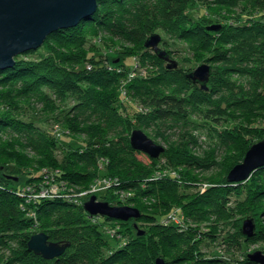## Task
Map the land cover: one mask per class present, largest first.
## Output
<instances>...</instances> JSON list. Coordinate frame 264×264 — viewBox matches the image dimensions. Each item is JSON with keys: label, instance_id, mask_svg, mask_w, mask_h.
I'll use <instances>...</instances> for the list:
<instances>
[{"label": "trees", "instance_id": "1", "mask_svg": "<svg viewBox=\"0 0 264 264\" xmlns=\"http://www.w3.org/2000/svg\"><path fill=\"white\" fill-rule=\"evenodd\" d=\"M244 1L264 9V0H99L90 19L52 33L42 47L16 57L13 68L0 71V172L7 162L12 163L14 173L39 170L25 181L14 174H0V264H156L158 257L166 258V264H258L249 260L250 252L243 248L264 242V229L250 215L264 217V166L257 168L246 182H228L227 174L243 161L255 142L253 138L264 133L248 127L254 117L264 116V18L259 14V18L232 24L221 14L213 18L206 9L208 25L220 26L209 30L208 25L189 14L195 3L206 7L214 2L230 7ZM158 30L189 41L203 55L216 51L213 59L226 66L213 70L208 90L188 77L191 69H168L164 60L145 47L147 38ZM99 34L123 45L118 63L114 64L117 58L110 63L112 48L96 38L87 47L88 37ZM228 44L232 45L229 49L219 47ZM42 49L44 52H40ZM89 50L93 53L90 56ZM166 50L172 55L171 50ZM38 52L39 57H29ZM136 56L142 61L154 59L160 65L159 73L144 79L138 74L131 76L132 70L125 62ZM234 75L248 77L249 90H238ZM122 89L128 100L142 105L132 115ZM33 104L44 107L37 109ZM192 116L209 126L210 148L214 152L221 150L222 162L217 156L199 157L192 152L191 144L198 143L194 133L186 129L193 122ZM50 121L61 123L72 135L89 139L86 144L63 151L60 161L56 150L65 148V144L43 126ZM169 122L171 129L185 127L176 141H170L162 131ZM136 128L145 132L152 128L155 136L165 141L167 147L159 158L132 147L130 134ZM102 159L108 160L104 173L99 172ZM213 165L223 169L208 178L212 185L193 197H177L187 171L208 170ZM43 167L59 170L60 178L84 189L101 174L116 178L114 190L135 191L129 204H136L140 196L162 194L165 199H161L156 213L139 208L141 217L131 219L136 223L152 222L151 230L139 235L129 226L130 220L102 217L98 222L82 204L63 198L25 203L19 192L23 185L41 178ZM166 167L176 169L179 178L171 174L154 177ZM176 201H181L182 206H173ZM176 208L192 222L217 216L220 223L225 217L240 216L235 234L224 236L220 244L227 249L225 254L218 252L205 258L198 252L195 228L165 225L162 221L166 214L160 211L169 214ZM30 209L35 211L37 221L27 215ZM248 217L256 221L252 237L242 232L243 221ZM102 224L119 225L122 230L118 233L123 239L130 235V239L119 247L112 245ZM38 232L70 246L63 255L47 260L28 249V240ZM231 252L239 254L234 257Z\"/></svg>", "mask_w": 264, "mask_h": 264}, {"label": "rangeland", "instance_id": "2", "mask_svg": "<svg viewBox=\"0 0 264 264\" xmlns=\"http://www.w3.org/2000/svg\"><path fill=\"white\" fill-rule=\"evenodd\" d=\"M206 9L210 10L209 15H211L213 18L216 17V15L221 14L222 16H225L227 21L231 22L232 24H242L244 22L250 21L251 18H259V17H257V16H259V14H260L261 18H264V9L257 8L254 5V3L250 2V1H244V2L238 3L234 6H230V7L224 6V5L221 6V5L214 3V2L209 4V6H206V7H204L203 5H200L198 3H195L193 6H191L189 8V14L193 18H195L196 21L200 22L201 24L208 25L207 22L210 21V19H209L210 17H208L209 15H207ZM226 19H223V21H226ZM214 24H218V23H214ZM220 24H222V23H220ZM208 26L210 27L212 25L209 24ZM156 33H158L162 37V40H161L159 46L161 48L169 49L173 52L171 57L178 62V67H180V68L194 70L197 66H199L200 64L205 63V62H208L209 64H211V66L213 67V70H216V71L219 70L220 67L226 66V64L216 62L213 59L214 54H216V51L215 52H213V51L207 52L206 54L203 55V54H201L200 51H197L196 47H194L193 44L191 45V43L189 41H186V40L183 41L180 39L170 37V36L166 35L165 33H163L161 30L156 31ZM94 38H96V41H98L100 44H104L108 48H112L113 52H111V54H110V55H112L110 57V63L113 59H116V58L118 60H117V62H114V64L118 63L120 61L119 56H120L122 48H123L122 44L115 41V39L112 40L111 38L105 36L104 34H99L98 37L97 36L95 37L93 35L88 37L87 47H89V45H91V43L94 42ZM231 46L232 45L228 44V45H220L219 47L221 49H229ZM112 50H110V51H112ZM89 51H90L89 52V56H90L93 53L91 52V50H89ZM40 52H44V49H42ZM40 52H38L36 54H32L29 57H31L33 59L37 58V57H39ZM94 55H95V52H94ZM207 59H210L211 61H208ZM123 60H125V59H123ZM125 65L128 68H131L130 71L132 70V72H134L135 74H138L143 79L153 77V76L157 75L160 71V65L157 62H155L154 59H152V58H148L145 61L140 60V58L138 56H136L134 59L128 58V59H126ZM80 68H82V66L78 67V69H80ZM233 78L236 82V86L238 87V90H240L239 88H245L246 90H249L251 83H250V81H249L250 79L248 77L240 76V75H234ZM123 96H124L125 100L129 101L128 107H129V114L130 115L133 114L134 109L142 106L138 101H135L133 99L128 100L129 96H127L126 91L123 94ZM33 106L37 109H41L44 107L41 104H39V105L33 104ZM140 111H144V109L141 108ZM34 117L39 118L38 115H36V114L34 115ZM192 121L196 122V123H193V122L189 123L190 125L186 127V129L188 131L194 133V135L196 136L197 141H198L197 145H195V146L193 144H191L192 152L195 153V155H197L199 157H207V156L211 155V157L213 156V158H214L217 156L216 159L218 160V162H222V156L220 154L221 150L218 152H214L210 148L212 145H211V139H210V135H209V132H210L209 126L206 124V122L203 119H201L199 117H193L192 116ZM170 125H171V123L169 122V123L165 124V126H162V128H163L162 131L163 132L165 131V135H166V137H168L170 139V141H176V140H178L180 133L184 131L185 127L183 128V127H181L182 126L181 125V126H176V127L171 129V128H169ZM43 126H45L47 129H49L55 138L59 139L60 141L63 142V144H65V148L60 149V150H56L57 156H58L60 161H62V159H63V151L68 150V148L71 149V148L79 147L80 144H82V143L86 144V142L89 139L85 135H80V136L79 135H72L59 122L50 121L47 124H43ZM248 127H249V129L255 128V129H260V130L264 131V116L254 117L253 121L249 122ZM146 133L154 141L163 145L165 148L167 147V144L165 143V141H163L161 138H157V136H155V132L152 128L147 129ZM253 140L255 141L254 143H256L260 140H264V133L259 134L258 136H255L253 138ZM3 164H4L3 166L5 167V169L2 172H0V174L1 173L14 174L15 176L16 175L20 176L23 181L31 179V177L36 172L39 171V170H36L37 168H34L30 172V174L25 172V171H22L20 173H14V168L11 165L12 163L7 162V163H3ZM9 165H11V166L9 167ZM163 168H165V167L163 166ZM43 169H45V167H43L40 170L41 171V178L40 179L44 178V175H42ZM48 169L54 170L53 167H50ZM221 169H223V167L221 165L220 166L219 165H213L208 170H197V171L189 170V171H187L186 175H185L184 183H182L181 186H179V188H178L179 194L177 195V197L178 198H181L182 196L193 197L195 194H198L200 192H204L209 185H212L208 178H212L214 175L219 174L221 172ZM166 170L164 169V170L160 171L161 173H159V170H158L157 174H162L163 176H165L167 174H171V176L174 175L175 177L179 178V173L176 174V172H175L176 169L174 170V169H169L166 167ZM99 172H101V171L99 170ZM154 175H155L154 177L157 176L156 174H154ZM15 176H13V177H15ZM165 177H167V176H165ZM188 177L191 179H188ZM38 181H36V182H38ZM243 182H246V181H243ZM29 184H32V183H29ZM92 184H95V183H92ZM92 184L90 185V187L92 186ZM242 186H244V183H242ZM78 189L79 188H77V190ZM80 189L85 190L84 188H80ZM104 190L105 189L99 190L95 193H89V195L85 196V200L90 199V197L92 195H96L97 200L107 201V202L109 201L110 204H112V205H117V206L122 205L123 206V204H121V202L118 201L117 196L115 194L111 193L109 190H106V192H104ZM131 193L133 194V196L135 195V191H132ZM137 198L138 199H136L137 200L136 204L134 203L135 205L129 204V203H127L126 205L135 206L137 208L144 209L145 211H147L149 213H156L157 212V210H156L157 206L162 205L161 202H163V200H161V199H165V197L162 194H160V195L155 194V195L150 196V197H141L140 196ZM234 198L235 197H233V200H234ZM27 204H30V203H27ZM175 205L176 206H182V202L176 201L173 204V206H175ZM30 210L27 211V213H30ZM162 213L166 214V215H164V217L168 215L167 214L168 211H160V214H162ZM250 215L256 217L257 225L259 226L260 229H264V217L259 216V215H255L253 213H251ZM102 217L103 216H100L99 222L102 221ZM239 217L240 216H236V215L232 216L230 218L225 217L224 220H221L220 223H218V221H217L218 217L217 216H212L210 218V220L203 221V222H192V221L186 219V217L184 216L185 222H183V226L181 225V227L184 228V226H185L184 229H189V227H192V228H195L197 230V233L195 234V239L197 241H199L198 243H199L200 249L198 250V252L202 256L207 258L213 254L218 253V252L225 254L227 249L224 248L225 246L220 245V244H221L224 236H229V235L231 236V235L235 234L236 227L239 224V221H241L240 220L241 218H239ZM160 220H162V218ZM135 225H137V228L139 230L147 232L148 230H151L152 222L140 221V222L136 223L134 220H130L129 226L134 228V230L138 231L135 228ZM101 228H102V230H104L106 232V237H107V239H109L111 241L112 245H115L117 247H119L118 244H120L121 242H124V241L130 239V235H127V237H125L123 239L122 234L118 233L119 230H122V228H120L119 225L113 226L111 224H104V226H103V224H102ZM127 231L130 234V231L128 229H127ZM209 232L215 233L214 235H216L218 237L217 238L211 237L208 234ZM243 250L248 251V253L260 250L264 253V242L259 241L257 243H252L250 245L245 246L243 248ZM231 254H232V256L234 255V257L235 256L237 257L236 254H239V253L231 252Z\"/></svg>", "mask_w": 264, "mask_h": 264}, {"label": "water", "instance_id": "3", "mask_svg": "<svg viewBox=\"0 0 264 264\" xmlns=\"http://www.w3.org/2000/svg\"><path fill=\"white\" fill-rule=\"evenodd\" d=\"M99 0H0V71L13 68L16 57L42 47L47 38L60 29L77 26L83 20L90 19L98 9ZM219 25L208 27L209 30L219 29ZM161 35L152 33L145 42V47L152 49L158 57L167 63L168 69L178 67V62L171 57L166 49L159 46ZM213 68L208 62L202 63L192 70L188 77L204 90L209 89V81ZM132 147L152 158H159L165 147L147 135L140 128L132 130L130 134ZM264 166V140L254 143L246 152L242 162L236 164L227 174V181L243 182L252 173ZM8 178L19 180V177ZM84 210L89 215H99L110 219L129 221L139 219L142 212L130 205H112L107 201L97 200L96 195L83 203ZM256 221L248 217L243 221L242 232L247 237L256 233ZM139 235L145 232L139 230ZM29 251L52 260L63 255L70 243H59L49 239L45 232L31 235L28 240ZM249 260L264 264V253L260 250L248 254ZM156 264H166L162 257L156 258Z\"/></svg>", "mask_w": 264, "mask_h": 264}, {"label": "built area", "instance_id": "4", "mask_svg": "<svg viewBox=\"0 0 264 264\" xmlns=\"http://www.w3.org/2000/svg\"><path fill=\"white\" fill-rule=\"evenodd\" d=\"M88 68H91V65L88 64ZM131 76H134L135 73L131 72ZM123 94L125 90L122 89ZM108 164L107 159H102L99 162V170L100 173L106 172V166ZM159 173H161L159 171ZM165 174V173H164ZM42 175L44 178L40 179L38 182H34L32 184H26L22 187L19 194L26 199L25 203H36L41 199H54V198H63L69 202H75L78 204H82L86 201L85 196L89 195V193H95L99 190H109L111 193L117 196V199L121 204L126 205L129 199L133 196L131 190H114V185L117 184L118 179H114L111 176L101 174L95 179V184H92L90 188L85 190H81L78 186L70 184L67 180L60 178L59 170H49L45 168L42 170ZM156 177L162 176V174H157ZM101 184V185H100ZM77 188H79L77 190ZM76 189V190H75ZM116 199V198H115ZM116 199V200H117ZM25 208V207H23ZM30 218H34L37 221L36 213L34 210H30L28 213ZM91 218H97L99 222V215H90ZM165 225L174 224L177 225L180 229H184L183 222H185V218L183 212L180 208H176L171 211L162 221ZM243 257L241 256V259Z\"/></svg>", "mask_w": 264, "mask_h": 264}]
</instances>
